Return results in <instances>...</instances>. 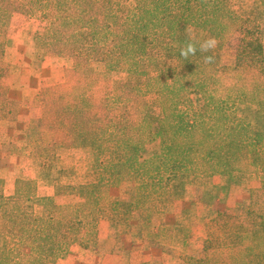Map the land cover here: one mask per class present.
<instances>
[{"label": "trees", "instance_id": "trees-1", "mask_svg": "<svg viewBox=\"0 0 264 264\" xmlns=\"http://www.w3.org/2000/svg\"><path fill=\"white\" fill-rule=\"evenodd\" d=\"M256 2L264 7V0ZM13 14L43 22V34L34 36L36 46L44 56L66 58L71 66L62 83L42 87L28 104L0 96V121L25 106L37 110L19 150L39 161L59 149H86L100 173L92 183L57 184L46 197L37 196L34 182L24 179L5 196L0 180V264H47L50 258H65L73 246L88 249L104 215L125 229L138 212L141 236L155 240L168 231L155 222L197 177L258 182L252 207L264 218V130L239 114L247 105L264 114V61L255 21L235 14L228 0H0L1 74L7 69ZM246 20L251 25L245 26ZM237 33L236 62L221 65L218 53ZM208 38L216 45L202 52L199 42ZM189 42L197 51L185 59L180 49ZM155 45L159 56L150 53ZM206 56L212 61L206 63ZM242 71L253 83L231 86L229 79ZM114 73L125 79H114ZM148 93L156 97V121L146 110ZM193 94L202 100L198 108ZM148 143L159 151L142 158ZM128 183L133 184L131 201L109 198L110 187ZM64 196L76 199L65 202ZM263 258L257 256L256 264H264ZM232 261L228 254L226 263Z\"/></svg>", "mask_w": 264, "mask_h": 264}, {"label": "rangeland", "instance_id": "rangeland-1", "mask_svg": "<svg viewBox=\"0 0 264 264\" xmlns=\"http://www.w3.org/2000/svg\"><path fill=\"white\" fill-rule=\"evenodd\" d=\"M229 8L241 17L255 21L260 27L262 59L264 61V7L256 0H228ZM43 22L22 14H13L7 34L4 61L7 69L2 75L0 96L6 95L28 104L42 87L62 83L65 71L71 66L68 59L44 56L36 46L34 36L43 34ZM245 26L251 25L249 21ZM183 32L190 29L182 27ZM240 34H234L220 49L219 63L233 66ZM150 53L159 56L160 47L155 45ZM260 61V58H259ZM231 77L228 83L235 88L249 87L253 81L247 72ZM114 79L124 80L123 73H114ZM6 92V93H5ZM196 108L201 106L200 95L193 94ZM146 110L156 121L159 116L156 97L145 96ZM39 112L23 107L9 119L0 121V180L5 196L13 195L16 181L34 182L37 196L54 194L57 184H86L97 180L100 173L92 155L86 149L64 148L48 159L35 161L19 149L25 146L24 131L28 120ZM241 117L255 128L264 130V114L247 105L239 110ZM155 143H148L142 158L158 153ZM259 183L249 180L231 181L224 175L197 177L187 183L183 196L166 206L155 222L156 227L167 229L159 238L152 240L141 236L138 229L139 213L133 212L123 225L112 223L106 215L98 224L94 245L88 249L71 247L65 258H50L47 264H200L225 257L219 264H256L257 256L264 255V232L260 218L253 211V198L258 197ZM133 184L110 187V199L129 202L132 200ZM74 196H64L65 202ZM264 212V195L260 194ZM256 234L253 235L252 231ZM263 233V234H262ZM263 243V244H261ZM4 244L0 239V251ZM230 254L232 262L226 263ZM264 259V258H263Z\"/></svg>", "mask_w": 264, "mask_h": 264}, {"label": "clouds", "instance_id": "clouds-1", "mask_svg": "<svg viewBox=\"0 0 264 264\" xmlns=\"http://www.w3.org/2000/svg\"><path fill=\"white\" fill-rule=\"evenodd\" d=\"M216 45V40L214 38H208L202 42H199V48L202 52H207L209 49L214 48ZM197 51L196 44L193 42L187 43L184 47L180 49V56L187 59L190 55H194ZM206 63L212 61L211 56L204 57Z\"/></svg>", "mask_w": 264, "mask_h": 264}]
</instances>
